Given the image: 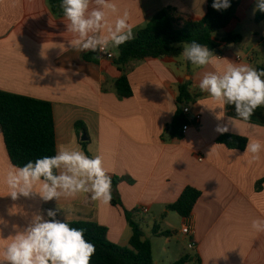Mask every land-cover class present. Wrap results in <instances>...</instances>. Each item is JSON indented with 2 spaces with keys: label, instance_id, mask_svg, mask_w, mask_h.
Listing matches in <instances>:
<instances>
[{
  "label": "crops",
  "instance_id": "1",
  "mask_svg": "<svg viewBox=\"0 0 264 264\" xmlns=\"http://www.w3.org/2000/svg\"><path fill=\"white\" fill-rule=\"evenodd\" d=\"M121 11L127 9L130 22L138 32L161 11L174 9L180 14L202 19L206 0H114ZM60 3L51 0H0V91L51 103L56 124L58 146L83 150L90 157L100 155L104 167L115 181L112 196L118 202L92 201L90 194L76 198L41 201L39 197L12 201L7 196L5 175L12 165L0 133V217L8 222L0 237V247L14 235L12 224L23 226L33 212L58 209L57 219L95 222L108 230V238L127 247L132 229L125 211L152 239L155 264H173L190 255L188 264H264V232L251 228L254 219H264V151L253 161L252 154L218 144L225 134L264 143V126L236 116L233 105L222 111L208 93L201 92L199 81L213 66H187L179 58L146 60L132 64L129 81L133 96L121 98L116 83L122 72L113 63L118 47H110L97 63L76 52L68 41ZM257 0H241L237 19L221 31L241 34L243 43L223 49L218 63L264 66V23H255ZM57 9V10H56ZM248 12L250 17H248ZM114 19V17L112 18ZM254 25L250 31L245 24ZM251 42L252 46L245 45ZM63 44L67 51H61ZM189 85L193 101L189 106L192 121L180 138H172L170 126L179 108V87ZM216 107V108H215ZM227 126L228 131H217ZM87 137V141H82ZM235 150V151H234ZM201 193L193 215L186 219L169 212L185 189ZM147 209V211H145ZM189 225L194 236L182 233ZM171 232L155 236L153 229ZM164 241L167 248H158ZM195 242L193 251L190 242ZM155 252L160 254L155 259Z\"/></svg>",
  "mask_w": 264,
  "mask_h": 264
},
{
  "label": "clouds",
  "instance_id": "2",
  "mask_svg": "<svg viewBox=\"0 0 264 264\" xmlns=\"http://www.w3.org/2000/svg\"><path fill=\"white\" fill-rule=\"evenodd\" d=\"M230 6V0L212 3L217 11ZM60 8L67 32L74 37L68 41L69 46L76 52L104 53L135 39L129 11H121L114 0H61ZM256 10L264 12V0H257ZM58 47L68 50L63 44ZM181 55L193 66H213L214 70L203 74L198 87L222 110L218 119L223 117L225 105H233L236 116L243 121L250 120L257 108L264 107V69L231 62L221 68L220 57L195 40L183 43ZM217 131L227 132L228 127L218 126ZM261 151L264 143L248 140L245 153L252 154L253 161L259 159ZM4 183L12 201L38 196L45 203H59L62 198H76L82 193L104 204L113 198L112 179L102 157H90L83 150L65 146H58L52 156L30 160L23 166L11 165ZM58 210L48 209L46 215L43 211L30 216L23 213L26 223L12 224L14 235H9V242L0 247V264H91L96 247L85 238L86 230L72 227L66 219H57ZM8 226L0 217V237ZM251 228L264 232V219L252 220Z\"/></svg>",
  "mask_w": 264,
  "mask_h": 264
},
{
  "label": "trees",
  "instance_id": "3",
  "mask_svg": "<svg viewBox=\"0 0 264 264\" xmlns=\"http://www.w3.org/2000/svg\"><path fill=\"white\" fill-rule=\"evenodd\" d=\"M55 5L61 0H51ZM207 12L204 18L197 19L180 14L174 9H166L158 13L145 28L140 30L135 39L118 47L119 55L114 64L122 72L115 85L121 98H131L133 91L129 81L132 64L163 58L181 57L182 45L185 42L197 41L207 45L214 54L222 55L224 47L231 44L243 43L241 34H227L220 38L218 33L226 29L233 20L237 19L238 7L241 0H230V7L226 10L213 9V0H206ZM57 10V9H56ZM63 15V13L61 14ZM255 23H264V12L256 11ZM103 57L100 52H91L85 56L89 63L99 62ZM187 66H193L187 61ZM258 69H264L259 66ZM189 85L179 87L178 102L185 107L193 101L189 92ZM52 104L38 101L33 98L13 95L0 91V133L3 136L7 154L12 165L23 166L28 161H34L44 156L56 153V124ZM183 108L177 109L171 126L172 138H180L188 119ZM264 126V107L257 108L250 119ZM248 140L234 135H222L217 143L226 145L230 149L244 151ZM264 180L257 188L260 190ZM115 181L112 180V187ZM201 193L189 187L185 189L179 200L168 205L169 212L176 213L181 218H190ZM113 197L111 202L118 205ZM127 223L132 229V237L128 247L116 245L108 238V230L95 222L73 221L68 222L72 227L85 229V238L96 247L91 258V264H155L152 253V242L148 239L145 230L135 219L134 213L125 211ZM155 236H171L170 232H160L153 229ZM191 256L185 255L173 264H188Z\"/></svg>",
  "mask_w": 264,
  "mask_h": 264
},
{
  "label": "built area",
  "instance_id": "4",
  "mask_svg": "<svg viewBox=\"0 0 264 264\" xmlns=\"http://www.w3.org/2000/svg\"><path fill=\"white\" fill-rule=\"evenodd\" d=\"M100 54L105 56L108 60L114 59V56L112 54L108 53V50L106 52L100 53ZM183 109H184L183 113L186 116V118L188 119V124L185 125L184 128H183V130L186 132L190 128L192 121L199 122L201 120V116L200 115H195L193 117V119H190V116L192 114L191 113L192 109L189 106L184 107ZM145 211H147V209ZM182 233L184 235H186V236H191V237L194 236V231L192 230V228L189 225H186V226L183 227ZM195 246H196L195 242L191 241L189 249H191V251H193Z\"/></svg>",
  "mask_w": 264,
  "mask_h": 264
},
{
  "label": "rangeland",
  "instance_id": "5",
  "mask_svg": "<svg viewBox=\"0 0 264 264\" xmlns=\"http://www.w3.org/2000/svg\"><path fill=\"white\" fill-rule=\"evenodd\" d=\"M250 13L251 12H248V17H250ZM254 25H250L249 23H247V24H245V29L248 31H250V29L253 27ZM219 34V33H218ZM251 46H252V43L251 42H249V43H247L246 45H245V47L246 48H250L251 49ZM148 238H150V239H152V236L150 235V234H148V236H147ZM158 247L159 249L160 248H167V246H166V244L164 243V241H161V242H157V244L155 245V247ZM128 247V246H127ZM159 256H160V254H158V252H155V259H156V261H158L159 260ZM157 264H158V262H157ZM159 264H161V263H159Z\"/></svg>",
  "mask_w": 264,
  "mask_h": 264
},
{
  "label": "water",
  "instance_id": "6",
  "mask_svg": "<svg viewBox=\"0 0 264 264\" xmlns=\"http://www.w3.org/2000/svg\"><path fill=\"white\" fill-rule=\"evenodd\" d=\"M88 140V138L87 137H84L83 139H82V141H87Z\"/></svg>",
  "mask_w": 264,
  "mask_h": 264
}]
</instances>
